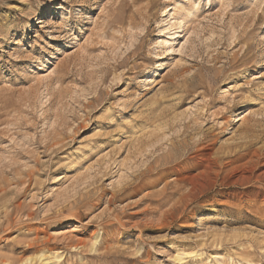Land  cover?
Returning <instances> with one entry per match:
<instances>
[{
    "label": "rangeland",
    "instance_id": "rangeland-1",
    "mask_svg": "<svg viewBox=\"0 0 264 264\" xmlns=\"http://www.w3.org/2000/svg\"><path fill=\"white\" fill-rule=\"evenodd\" d=\"M263 185L264 0H0V264H264Z\"/></svg>",
    "mask_w": 264,
    "mask_h": 264
},
{
    "label": "bare ground",
    "instance_id": "bare-ground-1",
    "mask_svg": "<svg viewBox=\"0 0 264 264\" xmlns=\"http://www.w3.org/2000/svg\"><path fill=\"white\" fill-rule=\"evenodd\" d=\"M39 22H40V21H39ZM241 114H243V111L241 112ZM241 114H240V115H241ZM243 118L245 119V115H242L241 117H239V118H237V119H235V120H236V121H240V120H243ZM240 124H241V123H240ZM256 151H258V150H256ZM243 156H244V155H243ZM243 156H242V157H243ZM245 156H246V155H245ZM212 158H213V157H212ZM250 160H252V159H250ZM254 160H255V159H254ZM209 161H210V160H209ZM217 161H218V160H217ZM217 161H216V162H217ZM235 161H236V160H235ZM212 162H213V161H212ZM259 162H260V161H259ZM214 164H215V163H213V165H214ZM254 175H255V174H254ZM254 175H253V176H254ZM251 176H252V175H251ZM255 176H256V175H255ZM259 176H260V175H259ZM245 177H246V176H245ZM247 177H248V176H247ZM261 177H262V176H261ZM249 178H250V177H249ZM254 178H255V177H254ZM259 178H260V177H259ZM243 181H244V180H243ZM263 186H264V185H263ZM262 190H263V189H262ZM257 192H258V191H257Z\"/></svg>",
    "mask_w": 264,
    "mask_h": 264
}]
</instances>
